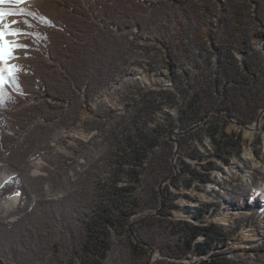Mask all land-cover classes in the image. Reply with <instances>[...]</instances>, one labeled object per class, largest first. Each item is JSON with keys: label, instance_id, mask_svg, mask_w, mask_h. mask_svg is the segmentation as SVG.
Returning a JSON list of instances; mask_svg holds the SVG:
<instances>
[{"label": "rangeland", "instance_id": "1", "mask_svg": "<svg viewBox=\"0 0 264 264\" xmlns=\"http://www.w3.org/2000/svg\"><path fill=\"white\" fill-rule=\"evenodd\" d=\"M4 5L0 264H264V0Z\"/></svg>", "mask_w": 264, "mask_h": 264}, {"label": "bare ground", "instance_id": "2", "mask_svg": "<svg viewBox=\"0 0 264 264\" xmlns=\"http://www.w3.org/2000/svg\"><path fill=\"white\" fill-rule=\"evenodd\" d=\"M28 0H22L23 2H26ZM26 4V3H25ZM0 8H3L4 10H10V8L8 9V7H6V5H0ZM13 15H9L5 17L4 22L7 24H10L12 27L14 26L13 22ZM15 29V27H13ZM7 40L12 41L14 44H18L19 43V36H7L6 37ZM18 47L14 48V50L11 52V55L8 56L6 58V64L5 63H0V88L6 86V84H10V79L11 76L14 74L13 71L14 69V58H15V54H16V49ZM82 131V130H81ZM82 137V135H81ZM42 165V161L40 159H37V161L35 162V170L34 173L37 174L40 172V166ZM41 174V173H40ZM10 176L9 172H1L0 173V186L7 181L8 178ZM259 193V196H261L262 199H264V188H259V190L257 191ZM21 197L20 195L15 192H9L6 195H4L1 199H0V213L3 212V214L6 212H9V210H14L15 208H17V205L20 203ZM264 201V200H263ZM246 204L248 205V202H246ZM264 204V202H263ZM240 206V205H239ZM263 210V209H262ZM260 210V211H262ZM263 212V211H262ZM261 212V213H262ZM2 215V214H0ZM248 220L252 219L251 217L247 218ZM12 221V220H11ZM254 235V231L252 229H248L247 231H243L240 234L236 235L235 239H239V240H251L253 238ZM155 256V255H154Z\"/></svg>", "mask_w": 264, "mask_h": 264}, {"label": "snow or ice", "instance_id": "3", "mask_svg": "<svg viewBox=\"0 0 264 264\" xmlns=\"http://www.w3.org/2000/svg\"><path fill=\"white\" fill-rule=\"evenodd\" d=\"M8 2L20 4L22 3V0H0V5ZM17 14H23V10H4L3 8H0V63L6 64V58L11 55V52L14 50V48L20 47L19 44H14L12 41L6 39V37L9 35H20V31L18 29H14L10 24L4 22L6 16Z\"/></svg>", "mask_w": 264, "mask_h": 264}, {"label": "built area", "instance_id": "4", "mask_svg": "<svg viewBox=\"0 0 264 264\" xmlns=\"http://www.w3.org/2000/svg\"><path fill=\"white\" fill-rule=\"evenodd\" d=\"M261 187L264 188V183L257 182L255 184V186L250 188L251 191L249 190V195L247 197L248 204L253 203V202H255V203L257 202L256 204L257 205L261 204V207H262L264 199H262L261 196H259V193L257 192L259 190V188H261Z\"/></svg>", "mask_w": 264, "mask_h": 264}, {"label": "trees", "instance_id": "5", "mask_svg": "<svg viewBox=\"0 0 264 264\" xmlns=\"http://www.w3.org/2000/svg\"><path fill=\"white\" fill-rule=\"evenodd\" d=\"M106 249H108V244L106 243V244H104L103 246H101V248L100 249H98V251H99V259H103L104 257H105V251H106ZM90 250L88 249H86V253H88ZM100 263V261L98 262L97 261V263H95V264H99ZM203 263H206V262H203Z\"/></svg>", "mask_w": 264, "mask_h": 264}]
</instances>
